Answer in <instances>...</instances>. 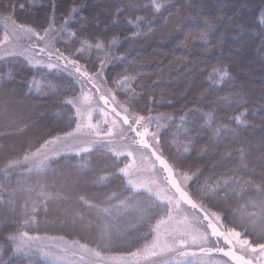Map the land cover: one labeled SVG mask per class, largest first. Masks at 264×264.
<instances>
[{
	"label": "snow or ice",
	"instance_id": "1",
	"mask_svg": "<svg viewBox=\"0 0 264 264\" xmlns=\"http://www.w3.org/2000/svg\"><path fill=\"white\" fill-rule=\"evenodd\" d=\"M39 2L0 0V264H264V79L234 74L264 71V0ZM157 32L185 77L159 95Z\"/></svg>",
	"mask_w": 264,
	"mask_h": 264
},
{
	"label": "trees",
	"instance_id": "2",
	"mask_svg": "<svg viewBox=\"0 0 264 264\" xmlns=\"http://www.w3.org/2000/svg\"><path fill=\"white\" fill-rule=\"evenodd\" d=\"M26 3V8L23 10V12L18 11V15L21 16L22 19L24 18H34L37 15L43 16L44 15V9L40 6L39 0H37V5L35 8L27 6V0H24ZM47 0H45V3ZM254 3H259V0H254ZM141 43L137 44V48L143 51L144 59L147 61L148 67L145 68V72L148 73V75L158 76L160 78V82L162 84V87L160 89H157V94L160 93H166L170 92L172 88H174L178 83L182 84L185 77L183 73L178 72L177 69H172L170 67V61L175 60L174 56L169 55V49L173 48L174 45L168 41L167 37L165 35H162L160 32H157L155 36H150L147 40H144L143 37L141 38ZM163 42V43H162ZM180 52H177V55H180ZM162 62V63H161ZM159 65V67H157ZM3 69V65H0V70ZM14 72L19 74L18 79L16 80V84L20 87L17 89V91H27L26 88L23 87L24 83L27 81H30L32 78L33 70L27 69V68H21L20 66H16L13 69ZM234 74L238 77L235 84L236 86H242L246 90L249 91L250 95H252V98L258 99L261 94V88H262V79H264V71L261 70L260 64L257 62L253 64L251 68H245L243 71L240 69H235ZM23 78V79H20ZM39 79V77H37ZM35 103L39 104H46L47 107L45 108V111L51 113H54L57 111L53 107L54 101L50 100H36ZM250 107H253V105H250ZM16 111H20L17 109ZM161 111L164 112H170L172 109L170 108H162ZM12 111L10 110L9 118H5L2 115H0V127H3L5 124H8L11 122V115ZM249 119H252L251 116H249ZM260 117H256V122H259ZM48 123L55 124L56 121L49 116ZM11 142V139L7 137H0V143ZM77 163V160H62L59 164L53 165L54 168L60 169V168H66L69 166H74ZM48 175L51 177L52 173H48ZM67 207V205L61 203L59 207L56 205H50V217L54 218L57 215H63V210ZM49 232L52 235H64L65 233L60 232L57 228L50 227ZM0 243H4V241H0Z\"/></svg>",
	"mask_w": 264,
	"mask_h": 264
}]
</instances>
